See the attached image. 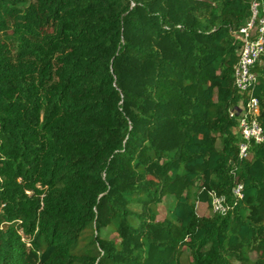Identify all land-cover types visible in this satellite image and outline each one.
I'll list each match as a JSON object with an SVG mask.
<instances>
[{
  "label": "trees",
  "instance_id": "obj_1",
  "mask_svg": "<svg viewBox=\"0 0 264 264\" xmlns=\"http://www.w3.org/2000/svg\"><path fill=\"white\" fill-rule=\"evenodd\" d=\"M252 1L0 0V264H264Z\"/></svg>",
  "mask_w": 264,
  "mask_h": 264
},
{
  "label": "built area",
  "instance_id": "obj_2",
  "mask_svg": "<svg viewBox=\"0 0 264 264\" xmlns=\"http://www.w3.org/2000/svg\"><path fill=\"white\" fill-rule=\"evenodd\" d=\"M259 2L253 0L250 5V16L239 30L233 35L234 39L239 42L237 51L238 61L234 67L233 81L235 87L241 92L246 93L255 81L252 68L260 60V56L264 51V15L259 12ZM258 99L248 97L241 105L238 116L237 132L244 141H253L260 143L263 141L262 128L256 120L258 114ZM241 153L244 147L240 148ZM238 187L235 194H239ZM223 199L212 196L211 208L213 212H224Z\"/></svg>",
  "mask_w": 264,
  "mask_h": 264
},
{
  "label": "rangeland",
  "instance_id": "obj_3",
  "mask_svg": "<svg viewBox=\"0 0 264 264\" xmlns=\"http://www.w3.org/2000/svg\"><path fill=\"white\" fill-rule=\"evenodd\" d=\"M197 213L199 216H208L212 214V209L206 207V205L199 204L197 205ZM101 235H105V232H102Z\"/></svg>",
  "mask_w": 264,
  "mask_h": 264
}]
</instances>
